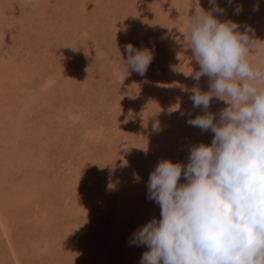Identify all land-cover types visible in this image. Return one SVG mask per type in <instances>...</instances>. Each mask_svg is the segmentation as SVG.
<instances>
[{
	"label": "rangeland",
	"instance_id": "374dc122",
	"mask_svg": "<svg viewBox=\"0 0 264 264\" xmlns=\"http://www.w3.org/2000/svg\"><path fill=\"white\" fill-rule=\"evenodd\" d=\"M216 4L218 19L264 41V0ZM199 6L212 9L210 0ZM196 7L0 0V205L9 232L8 241L0 229V264H140L147 246L129 240L160 217L147 198L150 172L161 159L187 163L191 147L213 137L186 122L204 111L193 109L192 90L209 88L208 77L185 75L199 70L182 33ZM129 43L153 54L143 76L126 64ZM247 58L264 69V53ZM225 107L214 98L208 111L218 119Z\"/></svg>",
	"mask_w": 264,
	"mask_h": 264
},
{
	"label": "clouds",
	"instance_id": "9594fccd",
	"mask_svg": "<svg viewBox=\"0 0 264 264\" xmlns=\"http://www.w3.org/2000/svg\"><path fill=\"white\" fill-rule=\"evenodd\" d=\"M196 4L182 33L199 70L184 74L208 77L209 88L192 90L193 109L204 111L186 122L213 137L192 146L187 163L156 164L146 187L160 217L138 227L129 244L147 246L140 264H264V69L247 58L264 53V41L253 38L250 27L242 32L238 23L218 19L224 9L216 0L209 11ZM125 52L127 66L143 76L152 52L131 43ZM214 98L227 105L218 119L208 111Z\"/></svg>",
	"mask_w": 264,
	"mask_h": 264
},
{
	"label": "bare ground",
	"instance_id": "6f19581e",
	"mask_svg": "<svg viewBox=\"0 0 264 264\" xmlns=\"http://www.w3.org/2000/svg\"><path fill=\"white\" fill-rule=\"evenodd\" d=\"M42 1H44V0H42ZM7 15V14H6ZM0 36L1 37H3V38H5L4 37V34H0ZM6 55H8L7 53H5ZM34 56V55H33ZM27 57H29V56H27ZM4 60V62H2L1 64H2V66H3V63H6V62H8V60L7 59H3ZM5 75H6V73H5ZM8 75V74H7ZM5 99H8V98H4V100ZM5 102H9V103H11L10 101H8V100H5ZM14 102V101H13ZM4 103V102H3ZM14 104V103H13ZM14 106V105H13ZM15 108V107H14ZM11 110V109H10ZM15 110H16V108H15ZM2 111V110H1ZM4 112H7V111H4ZM9 112V111H8ZM8 112H7V114H8ZM9 114H11V113H9ZM20 116H23V115H20ZM19 116V117H20ZM4 200V199H3ZM2 207H1V205H0V229H1V231H2V233H3V235L7 238V240L9 241V232H8V228H7V224H6V217L4 216V214L1 212L2 211V209H1ZM5 239V238H4Z\"/></svg>",
	"mask_w": 264,
	"mask_h": 264
}]
</instances>
